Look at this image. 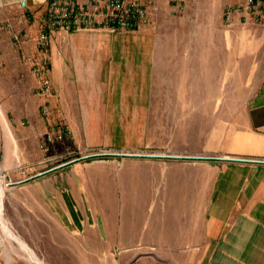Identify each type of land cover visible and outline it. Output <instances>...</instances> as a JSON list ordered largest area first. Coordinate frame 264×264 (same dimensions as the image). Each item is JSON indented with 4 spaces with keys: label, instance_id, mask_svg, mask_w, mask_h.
I'll return each mask as SVG.
<instances>
[{
    "label": "rangeland",
    "instance_id": "obj_1",
    "mask_svg": "<svg viewBox=\"0 0 264 264\" xmlns=\"http://www.w3.org/2000/svg\"><path fill=\"white\" fill-rule=\"evenodd\" d=\"M236 3L156 0L146 25L115 34L97 32L101 43L88 39L84 30L73 31L79 38L76 47L68 37L59 39L62 31H51L47 47L39 48L42 23L33 8L22 9L21 3L8 19L0 17V264H36L6 235L2 221L43 264H166L170 251L125 249L121 246L128 244L114 238L140 205L159 217L176 215L169 205H176L179 193L192 192L188 175L194 165L213 158L206 153L203 106L190 103L198 93L194 83L203 71L207 75L209 50L216 51V124L248 97L249 91L235 87L233 76L218 65L224 59L223 23ZM50 49L60 51L62 66L72 72L70 82L80 84L63 106L56 103L52 109L48 104L54 105L58 91L49 77ZM197 59L200 68L193 65ZM183 60L189 64L182 66ZM79 71L81 82L75 80ZM176 83L184 87L177 90ZM197 108L201 118L193 121ZM62 109L72 121L64 120ZM59 128L66 137L44 141ZM194 150L200 154L189 153ZM57 179L68 182L72 197L80 200L68 202L69 211L85 212L93 225L104 219L103 250L91 248L94 235H88L87 250L70 248L78 240L63 230L51 208ZM35 191L40 197L33 198Z\"/></svg>",
    "mask_w": 264,
    "mask_h": 264
},
{
    "label": "crops",
    "instance_id": "obj_2",
    "mask_svg": "<svg viewBox=\"0 0 264 264\" xmlns=\"http://www.w3.org/2000/svg\"><path fill=\"white\" fill-rule=\"evenodd\" d=\"M237 1L234 0V4ZM78 2L84 4L86 0ZM19 3L22 9L33 8L37 21L42 23L46 0H0V17L8 19V15L19 9ZM227 13L223 23L224 59L218 65L233 76L235 87L249 91L248 97L240 99L238 108L225 111L222 124H216V51L209 50L207 75L203 71L201 81L193 82L198 93L190 103L203 106L201 112L208 129L206 153L214 161L211 159L194 165L188 175L195 182V185L192 183V192L179 193L176 205H169L176 215L159 217L145 213L146 204L140 205L136 213L129 215L127 228H122L120 233L118 231L114 238L128 244L121 246L125 249L170 251L166 264H264V9L256 20L250 14L236 10ZM131 30L109 32L115 34ZM101 31L107 30L85 31L90 33L86 37L101 43L104 39L96 35ZM58 35L61 41L70 38L71 45L76 47L79 38L74 33L62 31ZM59 52L56 49L49 51V60L53 64L49 77L58 91L53 106L49 101L51 109L56 103L63 106L65 97L71 96L72 88L80 87L77 81L75 85L70 82L71 69L62 66ZM179 52L184 54V51ZM153 56V50L147 52L149 59ZM181 64L188 65L189 61L183 60ZM193 65L200 68V60L197 59ZM75 80L81 82V71L77 72ZM229 83L232 87V82ZM34 84H37L36 80ZM146 87L151 89L152 85L149 83ZM181 87L184 83H176L177 90ZM201 112L200 108L192 112V120L199 121ZM61 116L72 121L66 109ZM167 152L183 154L184 150L169 149ZM189 153L200 154L197 150ZM180 176L183 179L184 173ZM68 185V182L63 184L56 180L51 190V208L61 218L63 230L78 240L79 245L70 248L87 250L88 235L89 238L94 235L96 240L91 242L95 246L91 248L103 250L104 219H97L93 225L85 212L69 211L67 203L80 200L72 197ZM34 197H40L39 191L33 192ZM147 200L146 197L142 199L145 203ZM111 233H115L114 229Z\"/></svg>",
    "mask_w": 264,
    "mask_h": 264
},
{
    "label": "built area",
    "instance_id": "obj_3",
    "mask_svg": "<svg viewBox=\"0 0 264 264\" xmlns=\"http://www.w3.org/2000/svg\"><path fill=\"white\" fill-rule=\"evenodd\" d=\"M46 3L43 27L37 40L39 48L47 47L51 31L135 29L149 20L148 11L152 10L155 0H86L84 4L78 0H46ZM263 9L264 0H238L231 10L248 13L256 20ZM41 85L44 91L49 89L46 81ZM43 111L47 109L43 108ZM52 131L46 134L45 142H51L54 138L62 140L67 136L64 129Z\"/></svg>",
    "mask_w": 264,
    "mask_h": 264
},
{
    "label": "bare ground",
    "instance_id": "obj_4",
    "mask_svg": "<svg viewBox=\"0 0 264 264\" xmlns=\"http://www.w3.org/2000/svg\"><path fill=\"white\" fill-rule=\"evenodd\" d=\"M0 181H2V177H1ZM3 193H4V189L0 188V214H2V200L1 199H2ZM2 226H3L2 228L5 231L6 235L10 236L12 239L16 240L19 243V245L21 246V248L27 253L28 257L32 261H34L36 264H43V262L36 257V255L26 246V244L23 241H21L19 239V237L15 236L13 234V232L7 226L6 221H2Z\"/></svg>",
    "mask_w": 264,
    "mask_h": 264
},
{
    "label": "water",
    "instance_id": "obj_5",
    "mask_svg": "<svg viewBox=\"0 0 264 264\" xmlns=\"http://www.w3.org/2000/svg\"><path fill=\"white\" fill-rule=\"evenodd\" d=\"M184 157V156H183ZM193 158H197V159H200V158H203L202 156H196V157H193ZM212 161H214V159H212Z\"/></svg>",
    "mask_w": 264,
    "mask_h": 264
}]
</instances>
